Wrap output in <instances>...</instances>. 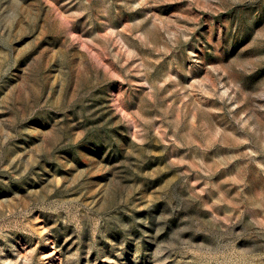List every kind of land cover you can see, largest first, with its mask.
<instances>
[{
	"label": "rangeland",
	"instance_id": "374dc122",
	"mask_svg": "<svg viewBox=\"0 0 264 264\" xmlns=\"http://www.w3.org/2000/svg\"><path fill=\"white\" fill-rule=\"evenodd\" d=\"M0 264H264V0H0Z\"/></svg>",
	"mask_w": 264,
	"mask_h": 264
}]
</instances>
